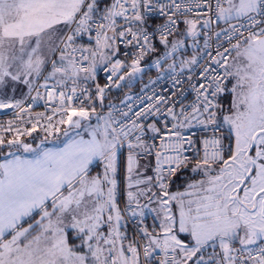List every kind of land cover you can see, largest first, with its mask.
Wrapping results in <instances>:
<instances>
[{
  "label": "snow or ice",
  "instance_id": "obj_1",
  "mask_svg": "<svg viewBox=\"0 0 264 264\" xmlns=\"http://www.w3.org/2000/svg\"><path fill=\"white\" fill-rule=\"evenodd\" d=\"M205 6L190 18L193 8ZM153 13L164 22L153 26ZM217 21L228 24L216 36L223 33L230 46L218 47L202 66L190 83L189 104L162 111L158 105L169 100L161 96L131 119L124 111L114 116L111 105L106 114L97 112L106 90L120 86L113 81L119 71L130 69L129 77L142 71L144 56L158 50L157 35L165 53L155 64L162 67L161 61H174L183 37L195 41ZM119 43L138 49L131 64L114 59ZM197 63L195 56L183 60L181 70ZM100 64L110 66L111 83H97L93 94L82 84L96 79ZM169 67L175 70V61ZM18 85L27 88L24 99L53 106L51 114H33L24 99H0V109H16L29 125L0 124V146L32 154L0 153V264H264V0H0V94L7 97L6 89ZM225 92L232 95L228 108L220 103ZM157 114L165 117L163 127L159 119L145 122ZM193 121L214 133L192 167L202 178L173 192L172 177L192 164L184 154L192 140L181 129ZM225 126L227 135H215ZM38 130L44 136L35 148L21 139ZM58 133L66 139L43 147ZM149 133L161 144L154 175L141 178L136 158L155 147L146 142ZM125 143L128 190L121 209L117 152ZM95 162L103 171L93 175ZM140 197L155 207L141 205ZM145 209L159 222L151 229ZM125 213L139 220L131 238L123 230Z\"/></svg>",
  "mask_w": 264,
  "mask_h": 264
},
{
  "label": "built area",
  "instance_id": "obj_2",
  "mask_svg": "<svg viewBox=\"0 0 264 264\" xmlns=\"http://www.w3.org/2000/svg\"><path fill=\"white\" fill-rule=\"evenodd\" d=\"M201 3H203V0H201ZM207 11V7L203 8H193L192 13H190V18H194L196 16L197 12H205ZM210 16H212V13H209ZM213 19L215 17L213 16ZM153 20L154 24L158 25L164 22V18L158 16L157 14L153 13ZM233 24H237V21H232ZM184 25L183 23L180 24V27ZM229 26L227 23L222 24L219 21L211 23L207 29H201V49L198 52V54L195 56L198 63L189 65L183 68L181 70V62L178 60L175 61V70H172L169 68V70H162L160 73L154 75V77L147 81L146 83L142 84L140 88L137 91L128 92L127 95L124 97L118 99L117 101H106L104 103V107L101 108L99 105H97V112L101 114H106L109 110V105L113 106L114 108V116L117 118H120V111L128 112V118L131 119L134 117V114L138 111H140L141 108H146L149 104L155 103L157 97H165L169 100L168 105H158L162 111H165L167 107L171 106L172 103H176V111H179V102H183L185 105L189 104L193 99H195V93L193 92L192 88L190 87V83H196L199 80V75L202 69V66L207 65L211 62V57L216 56L217 48L219 47L220 51H223V48L229 47L230 45L227 42L226 36L222 33L219 38H217L216 33L222 32L223 29H227ZM246 34V33H245ZM207 39L208 43L207 46H205V40ZM159 42V38L157 35L156 40L154 41ZM232 43H235V39H233ZM223 47H220V46ZM119 51L114 57V59L121 60L124 64H131V60L134 54L137 53L138 49L132 46H128L124 43H119L118 45ZM141 60V63L145 60V57ZM218 58V57H217ZM173 61V62H174ZM173 64V63H172ZM215 67V65H213ZM122 71H119L117 73L116 77H113V81H117V78L121 75ZM111 74L110 66L107 68L105 65L99 67L96 70V79L95 84H100L102 87L105 84L111 83L108 79L109 75ZM191 77V80L189 79ZM179 80L180 83L177 84L176 81ZM43 81H41L42 83ZM87 86L90 91L94 94L96 91V88L90 87L88 84L82 85ZM44 90L41 89V92ZM107 91V90H106ZM175 93V95H173ZM33 96H35V92L32 93ZM151 97L152 99H148ZM83 99V97H81ZM29 105H31L29 109ZM85 105H88V101L85 100ZM24 106L27 110L31 111L33 114L37 112H50V108L53 105H49V108H45V101L44 100H38L35 104L32 103L29 99H24ZM129 108H131V111H129ZM118 109L119 111H116ZM16 109L13 108H7L4 109V111L0 114V121L4 120L5 116H9L10 119L13 120V122L17 125L20 122V119L16 116ZM26 115L23 116L24 120H27ZM153 119H159L161 121L160 125L163 127V122L165 120V117L160 116L157 114L156 117H149L146 123H151ZM3 124V123H0ZM7 124H5L6 126ZM182 134L186 138H191L192 144H185V155L189 157V159L192 161V163H195L197 159L202 157L204 145L203 140L206 138H211L213 136L212 126H208L205 128L204 126L197 125L195 121H193V124L191 126H186L181 129ZM223 134V129H221L220 132L215 133V135L219 136ZM146 142L150 145H155V147L152 149L151 154L149 153H143L141 154V158H146L148 160L153 161V167L152 170L155 168L156 165V158H155V152L160 147L161 140L159 136L153 137V134L149 133L148 136L145 138ZM127 143H125L123 146H121L118 149V154H121V159L123 158L125 154ZM178 173V172H177ZM154 175V173H153ZM177 175V174H176ZM124 178L123 175H121L120 181L117 184V200L118 203L123 209L127 203L124 202L125 196H124ZM125 221L123 222L125 225L124 231L127 232V235L131 238L136 233V226L139 222L137 217H132L130 213H125Z\"/></svg>",
  "mask_w": 264,
  "mask_h": 264
},
{
  "label": "rangeland",
  "instance_id": "obj_3",
  "mask_svg": "<svg viewBox=\"0 0 264 264\" xmlns=\"http://www.w3.org/2000/svg\"><path fill=\"white\" fill-rule=\"evenodd\" d=\"M220 23H222V24H225V22H223V21H219ZM185 28V25H183V27H182V30ZM201 35V34H200ZM200 35L195 39V41L192 39V38H190V37H183V39L185 40V43H184V46L183 47H181L175 54H174V60L176 59V60H179V61H183V60H188V59H191L192 57H194V56H196L197 54H198V52L200 51V49H201V47H202V45H201V37H200ZM85 42H87V37H85ZM156 47H157V51L155 52V53H151L150 54V56L148 57V58H146L145 57V61L144 62H142V63H140V67H141V69H142V71H140V72H138V73H136L134 76H131V77H129L127 74H126V72L127 71H130V69H127V70H124V69H122L121 71H122V73H121V75L120 76H124V79L123 80H117L118 82H124V83H126L127 85L128 84H132V83H134V81H136L138 78H139V76L141 75V73H143L146 69H150V68H152V69H161V71H162V69H164V70H169V65H171L172 63H173V59H168L166 62H164V61H161V63H162V67H157L156 66V64H155V61L159 58V57H161V56H163L164 55V53H165V49H164V47L162 46V45H160L159 44V42L157 43V45H156ZM183 51H185V53H184V58L181 56V53L183 52ZM186 51H189L190 52V55H188L187 54V52ZM154 76H152L149 80H147V81H150L152 78H153ZM146 81V82H147ZM229 88H231V84L229 85ZM6 91H7V97H5L4 95H2V94H0V99H5V98H13V99H22V97L24 96V94H26V92H27V88L25 87V86H23V85H18L17 86V88H16V91L15 92H13L12 91V89H11V86H9L7 89H6ZM223 98V97H222ZM231 101H232V95H231V93L230 92H226V95L224 96V102L222 103V105H223V107L224 108H228L229 106H230V104H231ZM97 105H99V104H97ZM0 111H4V109H0ZM2 112H0V114H1ZM2 119H4V120H2V121H0V123H3V125H5V124H7L9 121H13L12 119H10V117L9 116H5L4 118H2ZM27 119H28V117H27ZM93 119H95V117H93ZM21 122V121H20ZM93 123H95V120H94V122ZM17 125H19V126H21V127H25V126H29V125H24V124H22V123H19V124H17ZM62 128H64L65 127V125H63V126H61ZM225 130V132L223 133V135H227V126H225L224 128H223V131ZM61 134L62 133H58V134H55V136H53V137H49L48 139L49 140H51V139H57L56 137H58V138H60V136H61ZM5 135V137H6V139H11L12 138V135L13 134H11V133H5L4 134ZM43 136H44V133L42 132V131H37V132H34L33 134H32V136H24V137H22L21 139L24 141V142H26V143H31L32 144V146L35 148V146H37L39 143H40V141L39 142H37V144L35 143L37 140H40V139H42L43 138ZM33 139L35 140L34 142H33ZM64 139H66L65 137H63L62 138V140H64ZM52 141V147H56V146H58L59 145V143H60V140H51ZM51 141H49V142H51ZM224 143L227 145L228 143H229V141L228 140H225L224 141ZM33 144H36V145H33ZM49 147H51V145L50 146H48L47 148H49ZM7 149H9L8 147H6V146H0V152H3V151H6ZM21 149V148H20ZM10 150H16L17 152H19V153H25L24 151H23V149H21L22 151H18L17 149H10ZM7 152V151H6ZM16 152V153H17ZM127 153V151H126V149H125V154H124V156H123V158L121 159V154L119 155V154H117V171L119 172L118 174H119V176H118V179H117V173H116V179H117V184H118V182L120 181V178H121V175H123V178H124V183L126 182V162H125V158H126V154ZM24 157H26V158H31V156H32V154L31 153H29V155H27L26 153L23 155ZM138 159L139 160H141V156H139L138 157ZM142 161H144L145 163H148V165H149V161H148V159H146V158H142ZM101 165V164H100ZM101 166H103V165H101ZM94 169V168H93ZM98 172H101L100 170H98L97 172H95V170H93V172H92V174L93 175H95L96 173H98ZM147 172V171H146ZM152 172L154 173V171L152 170ZM147 174H148V172L145 174H143V176H147ZM149 174H150V172H149ZM141 175V174H140ZM151 176V175H150ZM202 178V176H201V174H197V173H193V172H190V174L189 175H186V176H181V177H179L177 180H175L177 183H170V188H169V190L170 191H183L184 190V188L186 187V185H187V183H189V182H191V181H193V180H199V179H201ZM125 186H124V191H125V193H124V196H125V198L127 197L126 195H127V193H126V191L128 190L126 187H127V185H126V183L124 184ZM133 190H135V189H133ZM153 190V189H152ZM153 191H156V189L155 190H153ZM140 199V204L141 205H148V208H152V207H155V205L154 204H150L149 203V201L147 200V198L146 197H140L139 198ZM124 202H125V199H124ZM126 203V202H125ZM155 213L154 212H151V211H148V209H145V216L143 217V222H144V224L145 225H147L148 227H149V229H151V227L154 225V224H158L159 222L155 219ZM38 218V217H37ZM25 226H27L26 224H25Z\"/></svg>",
  "mask_w": 264,
  "mask_h": 264
},
{
  "label": "trees",
  "instance_id": "obj_4",
  "mask_svg": "<svg viewBox=\"0 0 264 264\" xmlns=\"http://www.w3.org/2000/svg\"><path fill=\"white\" fill-rule=\"evenodd\" d=\"M182 27H183V25L180 27L181 30H182ZM157 43L158 42H156L155 44L157 45ZM186 52H187L188 55H190L189 51H186ZM184 53H185V51H183L181 53L182 57L184 56ZM149 56H150V54H148L146 58H148ZM179 62H181V61H179ZM160 72H161V69H152V68L146 69L143 73H141L139 78L136 81H134V83L128 84V85L126 83H124V82L116 81V82L119 83L120 86L116 87L115 85H113L111 88H109L106 91V99H105L104 103H106V101H117L118 99H120V98L124 97L125 95H127L128 92L137 91L142 84L146 83V81L149 80L152 76H154V75H156V74H158ZM225 95H226V92L220 97V103L221 104L224 102V96ZM224 132H225V130L223 131V133ZM141 154L142 153H140V155H138V157L141 156ZM141 160H142V158H141ZM148 161H149V164H151V168H152L153 167V161H151V160H148ZM193 166H194V163L189 164L187 168H183V169L179 170L177 175L172 177V182L171 183H173V184L177 183L175 180H177L179 177L189 175L190 172H192V167ZM96 167L93 170H96L98 168V167L97 168ZM118 173L119 172L117 171V174ZM118 176H119V174H118ZM125 202L127 203V197L125 198Z\"/></svg>",
  "mask_w": 264,
  "mask_h": 264
},
{
  "label": "crops",
  "instance_id": "obj_5",
  "mask_svg": "<svg viewBox=\"0 0 264 264\" xmlns=\"http://www.w3.org/2000/svg\"><path fill=\"white\" fill-rule=\"evenodd\" d=\"M104 64H100V65H98V67H97V69L99 68V67H101V66H103ZM86 84H89V86L90 87H92V88H94L95 87V80L94 81H92V80H89V81H87V83ZM83 85V84H82ZM27 93V92H26ZM26 94H24V96H25ZM24 96L22 97V99H24ZM94 120L95 119H92V123L94 122ZM65 127H67V125H65ZM62 138H63V135L61 134V136H60V138H58V140H62ZM51 140H57V139H51ZM51 140H47V142L43 145V147H48V146H50L51 145V147H49V148H52V141ZM35 140L33 139V142H34ZM40 140H37L35 143L37 144V142H39ZM49 141H51V142H49ZM31 144V143H30ZM36 144H33V145H36ZM36 147V146H35ZM22 149V148H21ZM21 149H19L18 151H22ZM7 152L8 151H10V149H7L6 150ZM6 151H3V152H1V153H7ZM11 151H16V150H11ZM126 151H127V155H126V158H125V162H126V173H127V163H128V155H129V149H128V146H126ZM17 152V151H16ZM17 155H24L25 153H19V152H17L16 153ZM27 155H29V153H26ZM117 154H118V152H117ZM118 157V156H117ZM137 168H136V172H138V173H140L141 175V178H143L144 176H143V174L145 173H147L148 172V174H147V176H152L153 175V172H152V168H151V164H149L148 165V163H145L144 161H142V160H139L138 159V156H137ZM118 164V163H117ZM102 165V164H101ZM100 165V163L99 162H95L94 164H93V166H92V169H91V171L93 172V168H95L96 166L98 167H96L97 169L95 170V172H97L98 170H100L101 172L103 171V166H101ZM118 169V168H117ZM147 171V172H146ZM149 172H150V174H149ZM117 179H118V175H117ZM126 185L128 184V180H127V174H126ZM140 187H144V185H141ZM127 188V187H126ZM156 188H153V190H155ZM126 193H127V191H126ZM127 196V195H126Z\"/></svg>",
  "mask_w": 264,
  "mask_h": 264
}]
</instances>
